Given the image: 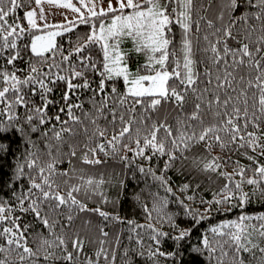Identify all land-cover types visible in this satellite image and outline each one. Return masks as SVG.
<instances>
[{
  "label": "snow or ice",
  "instance_id": "obj_1",
  "mask_svg": "<svg viewBox=\"0 0 264 264\" xmlns=\"http://www.w3.org/2000/svg\"><path fill=\"white\" fill-rule=\"evenodd\" d=\"M24 2L0 0V264H264V212L244 211L264 204V0H34L17 16ZM45 3L76 13L88 31L58 45L61 32L46 30L75 22L48 24ZM110 161L135 165L172 195L171 169L192 178L181 194L198 177L223 183L201 208L177 197L184 228L151 194L149 223L130 228L137 247L121 251L106 229L123 220L101 207L114 203L100 171ZM235 208V219L186 244L212 212ZM153 212L175 235L151 223ZM94 216L104 222L95 229Z\"/></svg>",
  "mask_w": 264,
  "mask_h": 264
},
{
  "label": "trees",
  "instance_id": "obj_2",
  "mask_svg": "<svg viewBox=\"0 0 264 264\" xmlns=\"http://www.w3.org/2000/svg\"><path fill=\"white\" fill-rule=\"evenodd\" d=\"M35 5L34 0H25L24 6L17 10L16 15L22 17L23 13L31 8H33ZM75 26L73 27V30L70 32H63V29L60 28L62 31L60 36L56 37V42L58 45H63L65 49L69 47V40H75L77 36L85 34L88 29V24H81L79 20H75ZM63 25L72 27L71 25H68V23H63ZM24 26H26V22H24ZM47 29L48 30H51ZM41 34V33H37ZM30 42V37L26 36L25 40L21 42V46L23 43ZM27 59V57H25ZM142 58H136L133 66L135 67L136 64L142 63ZM57 98L59 97V90L56 93ZM19 147L20 152L23 151L22 144H13V148L16 149ZM20 153L17 152V155ZM9 162L12 163L11 158H9ZM137 164H143L145 167H148V162L144 161H137ZM66 166V165H65ZM154 169H158L162 167V163L157 160L152 161L151 165ZM101 172H104L106 174L107 179H111L112 183L105 186V190L109 196V199L113 201L114 203H110L107 205H101V207L111 213L112 215H118L122 218L123 222L118 223L114 221L108 222L107 231H109L110 236L113 238L116 235L121 236V251H123L124 247H137L135 244V240L129 241L128 237L129 235H135L130 231V228L133 227L135 224H141L146 225L149 223V220L147 219L146 213L143 210L142 205L147 204L149 208L152 207V201L153 197L151 194H157L159 198L166 199L167 204L166 207H164L163 211L167 215H171L173 220L180 225L181 228L188 227L190 225V218L186 215L183 205H181L177 197H179L181 200L184 201V204L196 209L201 208V205L199 203L200 199L203 198L204 200H210L212 199V196L215 192L219 190L221 187L223 181L219 179H213L208 180L205 177H198L196 178L195 182L193 183V190L189 191L185 194H181L179 191V187L184 183L188 182V180H191L192 178L189 177L188 180L185 179V177L177 172L175 169H171L166 173L167 177L171 178L170 186L173 189V193L169 194L167 193L163 187L160 186V183L158 181H155L152 179L150 175L145 176L141 173H139L136 170V166L133 165L132 168H124L122 165L115 161H110L109 165L107 167H102L100 169ZM159 174V172H157ZM120 180L124 181V184L126 187L124 189H120L119 187H115L113 185H117ZM196 183L200 184L199 189H196L195 185ZM185 195H195L196 199L195 201H188L184 199ZM6 196L5 191H0V197ZM139 196L140 200L137 201L136 197ZM92 207H95V204L90 205ZM244 211L248 214H255L258 212H264V204H259L256 202H253L246 206ZM241 209L235 208L231 212H224L223 209H221L220 212H212L210 214V218L202 221L199 225L196 226V228L193 230L191 236L186 239V244L196 246L199 244L202 236L207 233V230L215 225L220 224L221 222L225 220H231L235 219L238 215H240ZM92 219V225L93 229L97 225H102L104 222L102 218L99 216H94ZM127 221H133V225H129ZM24 223H32L33 229L35 232H39L41 229L39 225L32 221L31 217H27L24 220ZM151 223L157 227L160 231L168 232L171 235H175V233L172 231L169 223L166 222L165 219H160L156 212L152 213V220ZM77 224H80V221H77ZM32 231V230H30ZM137 231L140 233V236L143 239V243L145 246H148L149 244H152L153 242L149 239L150 230L148 229H137ZM91 235H95V232H91ZM172 244L171 240H165L162 238L161 242V249L162 250H169V245ZM154 246V245H153ZM119 264H123L122 261L119 262ZM141 264H143V261H141ZM161 264H164L163 258H161Z\"/></svg>",
  "mask_w": 264,
  "mask_h": 264
},
{
  "label": "rangeland",
  "instance_id": "obj_3",
  "mask_svg": "<svg viewBox=\"0 0 264 264\" xmlns=\"http://www.w3.org/2000/svg\"><path fill=\"white\" fill-rule=\"evenodd\" d=\"M75 3V0H73ZM36 5H34L33 8H35ZM46 22L48 24H63L67 23V21H75L77 14L71 12L70 10L64 9V8H56L53 6H50L49 4L45 3L43 4ZM65 17H67V21L65 20ZM45 21H40L41 24H43ZM48 31H62L60 28L51 29Z\"/></svg>",
  "mask_w": 264,
  "mask_h": 264
}]
</instances>
